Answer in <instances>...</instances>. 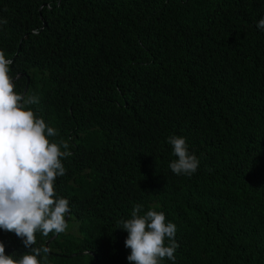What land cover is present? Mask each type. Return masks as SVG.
I'll use <instances>...</instances> for the list:
<instances>
[{
  "label": "trees",
  "instance_id": "trees-1",
  "mask_svg": "<svg viewBox=\"0 0 264 264\" xmlns=\"http://www.w3.org/2000/svg\"><path fill=\"white\" fill-rule=\"evenodd\" d=\"M54 1L0 0V50L28 76L14 91L39 97L29 107L71 152L54 184L68 229L38 259L130 264L119 222L140 204L176 225L160 264H264V0ZM43 2L45 29L19 46ZM173 135L199 159L190 176L169 167ZM0 241L30 251L14 232Z\"/></svg>",
  "mask_w": 264,
  "mask_h": 264
},
{
  "label": "clouds",
  "instance_id": "clouds-1",
  "mask_svg": "<svg viewBox=\"0 0 264 264\" xmlns=\"http://www.w3.org/2000/svg\"><path fill=\"white\" fill-rule=\"evenodd\" d=\"M53 4L58 6L59 0ZM43 5L46 9L51 8L50 2L38 6V29L22 37L11 35V39L17 38L19 46L29 34L37 35L45 29ZM6 23V20H0V24ZM257 27L264 29V19L259 20ZM11 64L12 60L0 50V229L14 232L30 251L14 258L6 254L5 244L0 241V264H42L38 257L44 254L46 259L50 249L43 243L35 247L37 233L43 237L50 233L57 236L68 229L66 217L71 215V206L68 199L56 194L54 184L57 177L66 174L62 161L71 152L67 140L50 142L48 137L57 136V129L29 107L39 103V97L14 91L13 81L25 77L23 92L28 76L19 72L11 77ZM168 143L177 157L169 164L172 172L189 176L195 173L199 159L189 152L186 138L169 136ZM142 207L137 204L131 218L119 222V228L128 233L125 240V246L131 249L128 261L130 264H160L164 258L175 261L179 246L175 241L176 225L167 221L163 212L148 210L140 215ZM166 240L170 242L167 245Z\"/></svg>",
  "mask_w": 264,
  "mask_h": 264
},
{
  "label": "water",
  "instance_id": "water-1",
  "mask_svg": "<svg viewBox=\"0 0 264 264\" xmlns=\"http://www.w3.org/2000/svg\"><path fill=\"white\" fill-rule=\"evenodd\" d=\"M24 89V88H23ZM67 218V217H66ZM56 236V234L54 236H51L45 243V245L48 247L49 242Z\"/></svg>",
  "mask_w": 264,
  "mask_h": 264
}]
</instances>
